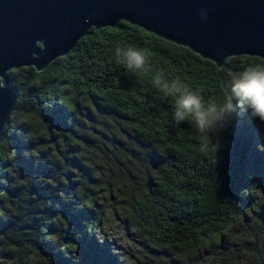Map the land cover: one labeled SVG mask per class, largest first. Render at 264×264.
<instances>
[{"label":"trees","instance_id":"16d2710c","mask_svg":"<svg viewBox=\"0 0 264 264\" xmlns=\"http://www.w3.org/2000/svg\"><path fill=\"white\" fill-rule=\"evenodd\" d=\"M88 32L41 71L7 72L17 98L0 136V264H75L72 248L87 264H120L96 228L134 177L104 152L122 134L155 160L125 209L129 227L197 255L253 206L264 59L218 69L122 20Z\"/></svg>","mask_w":264,"mask_h":264},{"label":"water","instance_id":"95a60500","mask_svg":"<svg viewBox=\"0 0 264 264\" xmlns=\"http://www.w3.org/2000/svg\"><path fill=\"white\" fill-rule=\"evenodd\" d=\"M120 20L218 69L231 56L264 59V0H0V136L17 98L8 71H41L90 28Z\"/></svg>","mask_w":264,"mask_h":264},{"label":"rangeland","instance_id":"374dc122","mask_svg":"<svg viewBox=\"0 0 264 264\" xmlns=\"http://www.w3.org/2000/svg\"><path fill=\"white\" fill-rule=\"evenodd\" d=\"M257 122L259 159L254 160L249 171L253 206L246 218L231 226L221 240L202 249L197 255L182 247L164 249L156 246L129 227L125 209L131 203V198L143 187L146 171L155 169L152 165L155 160L148 149L133 144L129 135L122 134V141L119 142H106L104 152L118 157V163L116 159L113 161L117 168L126 172L123 167L128 166L130 169L127 175L133 174L134 177L125 181L122 188L124 200L106 209L103 220L96 228L99 234L97 245L117 255L120 264H264V178L259 174L264 167V116L260 112ZM220 130L222 133L226 132L222 127ZM123 154L134 160V167L128 165ZM135 155L138 158H132ZM80 251L79 248L71 249L72 260L75 264H87ZM97 255L101 256L100 251ZM35 264L44 263L36 258Z\"/></svg>","mask_w":264,"mask_h":264}]
</instances>
